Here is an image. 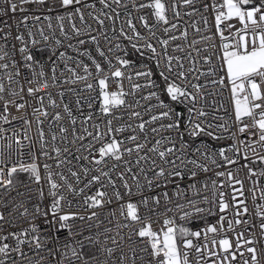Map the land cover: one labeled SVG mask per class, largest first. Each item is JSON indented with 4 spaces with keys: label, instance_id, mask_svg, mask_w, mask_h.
Masks as SVG:
<instances>
[{
    "label": "snow or ice",
    "instance_id": "6c2138e0",
    "mask_svg": "<svg viewBox=\"0 0 264 264\" xmlns=\"http://www.w3.org/2000/svg\"><path fill=\"white\" fill-rule=\"evenodd\" d=\"M257 162L264 0H0V264H264Z\"/></svg>",
    "mask_w": 264,
    "mask_h": 264
},
{
    "label": "built area",
    "instance_id": "2783aa9c",
    "mask_svg": "<svg viewBox=\"0 0 264 264\" xmlns=\"http://www.w3.org/2000/svg\"><path fill=\"white\" fill-rule=\"evenodd\" d=\"M231 23H234L236 24L237 27H239V23L235 20L231 21ZM214 30V29H213ZM227 35V33H226ZM217 43H219V41L217 40ZM21 83L23 84L24 81L23 79H21ZM25 87H27V85H25ZM128 85H127V82H125V88L127 89ZM112 90H115V85L113 84L112 85ZM53 95L55 96V92H56V89H53ZM226 96H227V93H226ZM26 99H30V98H27ZM71 98L70 97H66L65 98V102H70ZM33 105L35 106V102L33 101ZM50 112L52 111V109H48ZM10 119H11V116H21V115H26V117L29 119V120H33L34 121V117L32 116V110L31 108H28L26 110H21V111H16L15 108H11L10 109ZM4 127H15L17 128L18 130H20L21 132V139L23 138V131H22V121L17 119L15 121H13L12 125H3ZM43 127H45V130H47V121L45 122V124L43 125ZM11 134V133H9ZM30 135L32 136V139L33 141L36 140V137H37V134H36V126H35V123L33 122V125H32V131L30 133ZM243 139V137H241ZM24 143H27L26 141ZM227 143H231V141H222L221 144H218L216 145V147H219L223 144H227ZM257 150L260 151L259 147L257 146ZM245 163V161L241 160L240 161V164H243ZM254 169H257V168H264V164H261L259 162H257L256 164H253L251 165ZM231 170H233L234 172L239 169V172H238V178L242 179L244 181V190H245V198H247V204L249 206L250 209H253V202H252V199H251V192L248 191L250 188H252V184L251 182L248 180V172H247V169H240L239 168V165H230L228 166ZM220 170H224V169H220ZM211 175V174H209ZM215 178V177H213ZM223 179V178H221ZM253 180L256 179V177H253L252 178ZM260 185L262 187H264V177L260 178ZM236 187H239V185H236ZM230 198V197H229ZM261 201L259 200V193H257V203H260ZM217 217H209V222L210 223H215ZM162 223V220L159 222V223H156L153 225L154 228L158 229L160 227V224ZM247 255V254H246Z\"/></svg>",
    "mask_w": 264,
    "mask_h": 264
}]
</instances>
